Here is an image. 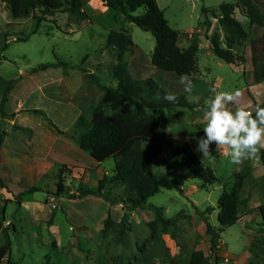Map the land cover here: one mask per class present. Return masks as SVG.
<instances>
[{
	"label": "rangeland",
	"instance_id": "rangeland-1",
	"mask_svg": "<svg viewBox=\"0 0 264 264\" xmlns=\"http://www.w3.org/2000/svg\"><path fill=\"white\" fill-rule=\"evenodd\" d=\"M85 1L78 15L58 12L43 16L36 9L28 16L13 18L0 0V32L8 34L9 41L5 59L0 60V78L17 80V87L5 106L7 111L11 112L19 104L20 111H30L29 117L36 121L26 123L39 136L47 126L46 115L60 126L68 125L77 110L67 95L69 87L59 81L65 68L50 67L44 72L37 70V74L35 68L65 61L71 69L81 67L86 76L93 70L102 83L115 86L112 68L118 50L104 47V43L111 30L123 28L134 42L132 50L124 53L133 77H152L171 94L183 93L192 104L167 111L166 142L162 153L148 165L149 169L163 173L172 166L173 176L177 175L185 168L183 159L165 164L162 157L172 145L187 141L201 162L214 170L219 181L204 184L191 177L182 190L162 188L148 199L145 207L133 208L130 194L114 174L113 158L97 161L83 151L84 156L67 153L59 159L55 151H50L51 136H45V142L34 146L31 143L39 140L33 138L30 125L23 126L19 121L11 124L0 115L1 145L4 144L0 152V245L6 241L11 243V251L1 264H11L10 261L17 264H188L196 250L203 251L207 264H264V226L258 210L264 202L261 149L239 166L229 162L226 147L217 150L213 143L207 156L196 151L197 140L204 135L207 123L204 120L206 101L215 96L211 89L241 91L238 104H227L233 112L238 108L254 111L256 105L264 107V24H252L243 12L244 7L238 6L235 16L247 35L230 46L227 32L219 24L220 5L241 0H157L170 26L179 32V45L187 47L194 38L199 42L195 70L180 76L152 64L155 37L151 32L129 21L122 12L115 19L116 12L102 0ZM253 1L264 15V0ZM203 6L208 8L206 14ZM135 13H143V8ZM206 20L211 23L209 28ZM215 33L219 34L221 46L230 47L236 55L235 63H227L213 53L211 36ZM52 76L50 85L47 79ZM34 107L43 114H34ZM15 113L12 111L7 117ZM8 127L12 130L6 138ZM81 132L74 124L66 131L58 129L55 134L68 147L78 146L76 139ZM246 169L249 173L240 190L244 200L241 216L236 223L221 229L218 198L233 174ZM61 180L65 189L59 194ZM102 181L111 200L95 195L69 197V194H78L81 187H97ZM32 187L36 190L20 195ZM154 206H163L166 217H179L176 231L152 224ZM208 206L213 209L205 211ZM107 217H110L109 223H106ZM206 218L220 230L214 252L210 249Z\"/></svg>",
	"mask_w": 264,
	"mask_h": 264
},
{
	"label": "trees",
	"instance_id": "trees-1",
	"mask_svg": "<svg viewBox=\"0 0 264 264\" xmlns=\"http://www.w3.org/2000/svg\"><path fill=\"white\" fill-rule=\"evenodd\" d=\"M103 3L113 9L115 19L119 18L118 12L125 16L143 30L151 32L155 37V47L151 54V62L159 69L175 73L180 76L191 74L196 68V57L199 50L197 38L187 47H181L178 43L179 32L168 23L164 10L160 8L157 0H102ZM9 9L13 18L28 16L38 9L43 16L54 15L58 12H69L78 15L85 6V0H1ZM241 3V4H239ZM243 6V12L252 24H264V15L253 0H241V2H224L220 5L219 24L223 26L228 45L241 41L247 35L242 23L235 16V9ZM140 8L143 13L136 14ZM206 14L208 8L203 6ZM216 17V16H215ZM208 28L210 21L206 20ZM8 34L0 32V60L5 59L4 51L8 48ZM134 45L131 34L125 30H111L104 47L117 48L116 61L112 68V77L117 81L115 86L103 84L97 75H91L103 94L100 101L93 107L91 117L81 114L75 122V126L82 130L76 139L80 149L88 152L97 161L108 158L115 160V176L122 182L125 190L130 194L131 207H145L148 199L160 189L182 190L188 178H198L204 184L219 181L214 170L201 162L193 146L189 142L180 145H172L162 157L165 164L182 158L185 168L173 176L174 168L168 166L163 173H155L148 165L153 162L163 151V143L166 142V129L168 126L167 111L174 107L191 106L183 93L174 95L175 101L164 99L165 94L170 93L154 78L133 77L124 53L132 50ZM211 49L213 53L227 63H235L236 55L230 47L224 48L220 44L219 34L211 36ZM51 66H63L65 70L71 68L65 61L40 64L35 70L46 69ZM80 68L85 72L81 67ZM16 79L0 78V115L5 116L4 106L9 93L14 88ZM171 94V93H170ZM36 112L43 111L35 109ZM255 117V109L251 111ZM5 132L3 131L2 134ZM2 136L0 137V145ZM264 163V149L260 152ZM249 170L235 172L230 182L225 184L223 193L218 198V220L223 227L236 223L241 216L243 199L240 190ZM105 180V178H104ZM65 189V184L58 183V193ZM36 190L35 187L26 189L20 193L24 195ZM71 198H82L88 195L101 196L111 200L105 192L104 181L97 187H81L78 194H69ZM155 217L152 224L160 225L164 230L171 227L172 231L178 229L179 217H166L163 206H154ZM213 207L208 206L205 211ZM261 224L264 226V202L258 206ZM202 213V212H201ZM110 217L106 218L109 223ZM207 231L211 235L210 249H217L219 231L214 228L206 218ZM11 243L6 241L0 245V264L9 255ZM11 264H17L10 261ZM154 264V263H148ZM188 264H207L206 256L202 250H196Z\"/></svg>",
	"mask_w": 264,
	"mask_h": 264
},
{
	"label": "clouds",
	"instance_id": "clouds-1",
	"mask_svg": "<svg viewBox=\"0 0 264 264\" xmlns=\"http://www.w3.org/2000/svg\"><path fill=\"white\" fill-rule=\"evenodd\" d=\"M184 83V78L181 79ZM214 99L206 101L204 120L207 122L203 128L204 135L197 140L196 151L203 156L210 154V146L214 143L217 150L224 147L229 149L225 153L233 165H242L243 162L255 156L260 149H264V107L256 105L255 117L245 108H238L235 112L227 108V104H238L242 93L216 92ZM165 100L175 101L173 94L167 93Z\"/></svg>",
	"mask_w": 264,
	"mask_h": 264
},
{
	"label": "crops",
	"instance_id": "crops-1",
	"mask_svg": "<svg viewBox=\"0 0 264 264\" xmlns=\"http://www.w3.org/2000/svg\"><path fill=\"white\" fill-rule=\"evenodd\" d=\"M51 67H55V66H51ZM57 67H59V66H57ZM49 68L50 67H48L46 69L48 70ZM46 69H42L39 71L44 72ZM39 71H36V74ZM87 74H88V76H86L85 72L82 71L80 68H73V69L69 68L67 70H63L59 75V81L65 82L67 84V86L69 87V91L67 92V95H70L69 98L71 100L72 107L77 110L76 113L74 114L72 120L70 121V123L68 125L60 126L57 123H55L54 121H51L50 118L46 115L47 126H46V128H44L45 131L43 132V135L39 136L37 134L36 130L30 125V123H26V122H30L31 120L36 121V119H32L31 117H29L28 113L30 111H20V108H22L20 106V104L18 105L17 108L11 109L13 112H16L15 115L7 117V115L12 113V111L11 112L7 111L5 106L9 100V97L12 94L13 90L16 89V87H17L16 84H15L14 88L11 90V92L9 93L8 100L4 106L6 115L2 118H4L5 120H8L9 123H11V124L15 123L16 121H19L20 124L23 126L30 125L32 127V129L34 130V137L33 138L34 139L38 138V140H39V141L35 140V142L31 143V144L34 143V146H37V142L42 143L43 140L45 142V140H46L45 136H51L50 137V142H51L50 151L51 152L55 151V153H56L55 157L57 156V157H59V159H62L65 155H67V153L70 155L73 154V155H78V156H84L83 150H81L78 146H76V145L70 146L69 145L67 147L65 144L60 143L59 142L60 139L58 136H56L55 133L58 131V129H61L64 131L70 129L75 124L76 120L78 119V117L81 114H84L86 117L90 118L93 107L100 101L102 94H103V91L101 88L98 87V85L96 84L94 79L91 77V75H93V74L95 75V73L93 70H91L90 72H87ZM13 79H15V78H13ZM52 80H54L53 76L49 77L47 79V82H50L49 84L51 85ZM16 82H17V80H16ZM71 84L76 85V86L70 87ZM55 91H56V89H55ZM51 94L53 95L52 91H51ZM56 94L57 93L55 92L54 95H56ZM32 109H38V108L34 107ZM32 112L34 114H36V113L43 114L41 112H34V111H32ZM11 130H12L11 127L6 128V131H7L6 138H7L8 134L11 133ZM52 139H53V142H52ZM3 145L4 144L0 145V152L1 153L4 149ZM12 147H14V146L12 145ZM65 162H67V161H65Z\"/></svg>",
	"mask_w": 264,
	"mask_h": 264
}]
</instances>
